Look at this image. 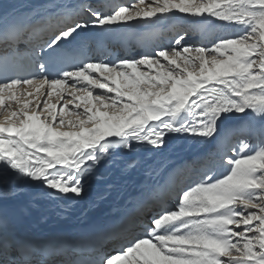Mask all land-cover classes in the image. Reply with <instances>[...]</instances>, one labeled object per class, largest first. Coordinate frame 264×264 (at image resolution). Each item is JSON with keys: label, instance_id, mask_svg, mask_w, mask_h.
I'll use <instances>...</instances> for the list:
<instances>
[{"label": "snow or ice", "instance_id": "6c2138e0", "mask_svg": "<svg viewBox=\"0 0 264 264\" xmlns=\"http://www.w3.org/2000/svg\"><path fill=\"white\" fill-rule=\"evenodd\" d=\"M102 7L53 0L20 11L0 0V184L11 176L51 199H83L114 149L163 152L183 134L223 150L200 162L174 207L158 195L137 200L75 246L20 237L0 206V264H264V0ZM177 19L190 27L142 58L84 52L89 31ZM192 31L201 46L187 42ZM232 119L247 127L229 132ZM19 191L0 190V201Z\"/></svg>", "mask_w": 264, "mask_h": 264}, {"label": "bare ground", "instance_id": "6f19581e", "mask_svg": "<svg viewBox=\"0 0 264 264\" xmlns=\"http://www.w3.org/2000/svg\"><path fill=\"white\" fill-rule=\"evenodd\" d=\"M56 2H67L77 6L82 2L83 5L87 3L86 5L94 7L103 6L101 10L108 11L116 4H128L132 0H56ZM3 3L5 9L15 7L20 11H28L33 7L40 6L53 7V0H3ZM132 23L136 24L137 22L133 21ZM155 25L157 26L155 31L143 33L142 37H139V28L153 25H138L137 28H132L130 32L112 33L132 35L142 38L144 42L134 52L128 53L123 52L118 43L108 40V46L112 54L109 62H117L125 58H142L143 55L152 52L153 44L157 39L158 42L173 39L165 34L167 31L175 35L179 31L178 26L190 27L189 21L184 19L165 21ZM189 36L190 43L195 44L198 42V45L201 46L202 37L199 31H192ZM204 43H207V41H204ZM132 45H135V42H132ZM98 60L105 61L107 59L101 57ZM72 118L75 119V117ZM224 127L229 132L239 134L247 127V122L232 119L226 121ZM173 136L172 142L163 152L146 150L144 153L138 154L137 145H134L132 151L127 149L112 150L115 155L111 159L102 156L98 171L86 181L87 195L83 199L76 198L71 203L63 204L67 198L51 199L42 195L44 189H38L31 183L17 181L10 176L4 184H0V190L11 191L21 188L22 191H19L16 196H8L0 201V206L20 215L24 224L29 225L38 236L45 237L44 241L48 238L53 239V242L50 240L49 244H54L55 240L58 239L59 241L61 238L65 241L68 235L76 233L77 230L91 227L100 221H107L117 208L127 202L135 201L139 196H143L147 190L152 189L153 186L159 188L160 191H164L167 195L166 187L172 184L173 179H171V176H175L176 167L180 164H194V171L188 176L187 185L192 183L199 178L197 169L200 168V162L210 155L215 156L218 151L223 150L221 146L216 144L196 143L183 134L178 136L173 134ZM233 142L229 138L228 143ZM131 156L138 162V166L129 169L127 165ZM181 166L183 173L186 165ZM102 169L108 172L107 176H101L100 171ZM182 182L183 180L179 177L175 178L174 184L178 190L181 189L180 184ZM167 197H170V195L168 194ZM173 200L175 199L172 198L171 201L167 202L175 206L176 201ZM46 243L47 241L41 245Z\"/></svg>", "mask_w": 264, "mask_h": 264}, {"label": "rangeland", "instance_id": "374dc122", "mask_svg": "<svg viewBox=\"0 0 264 264\" xmlns=\"http://www.w3.org/2000/svg\"><path fill=\"white\" fill-rule=\"evenodd\" d=\"M184 25H180V26H178L179 27V30L181 29V28H185V26L183 27ZM167 32H169V31H167ZM168 34H170V33H168ZM168 36H170L171 38H173L175 35H168ZM190 36H188V38H187V42L188 43H190V41H191V39L189 38ZM167 44H169V41H168V43L166 42L165 43V47H166V45ZM191 45H197V46H199L198 45V42H196L195 44H192V43H190ZM110 59H107V60H105V61H109ZM137 149H138V154H142V153H144L146 150H148L147 148H145L144 146H142V145H137ZM191 168H193V166H190L189 167V172H190V169Z\"/></svg>", "mask_w": 264, "mask_h": 264}, {"label": "water", "instance_id": "95a60500", "mask_svg": "<svg viewBox=\"0 0 264 264\" xmlns=\"http://www.w3.org/2000/svg\"><path fill=\"white\" fill-rule=\"evenodd\" d=\"M131 159H133V158H131Z\"/></svg>", "mask_w": 264, "mask_h": 264}]
</instances>
